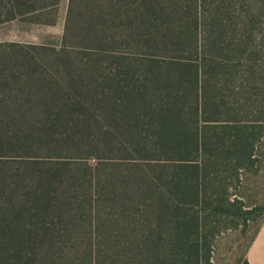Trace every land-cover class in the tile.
I'll return each mask as SVG.
<instances>
[{
  "label": "trees",
  "instance_id": "trees-1",
  "mask_svg": "<svg viewBox=\"0 0 264 264\" xmlns=\"http://www.w3.org/2000/svg\"><path fill=\"white\" fill-rule=\"evenodd\" d=\"M59 2L0 0V22ZM62 41H0V264H211L209 216L242 209L219 188L264 137V0H68ZM84 221L123 240L81 251Z\"/></svg>",
  "mask_w": 264,
  "mask_h": 264
},
{
  "label": "rangeland",
  "instance_id": "rangeland-1",
  "mask_svg": "<svg viewBox=\"0 0 264 264\" xmlns=\"http://www.w3.org/2000/svg\"><path fill=\"white\" fill-rule=\"evenodd\" d=\"M67 6L68 0H60L57 21L54 24H37L18 19L0 22V41L12 40L49 44L57 48L60 47L63 44L62 38ZM89 47L90 43H84L83 48L85 50H89ZM246 56L243 58V63ZM235 60L237 61L238 59ZM108 122L107 117L97 112L96 117H91L90 130L88 132H82L86 129L85 127H81L74 135L76 138L100 135L101 133L98 132V129L108 127ZM72 151L77 150L69 149V152ZM73 153L64 154L65 156L76 158L77 155ZM103 156L113 161L111 163L114 164L120 161L117 158L119 154L116 151L106 152ZM255 157L256 161L254 166L240 172L238 177H232L228 180L226 192L221 191V188H219L220 193H224L228 198L240 199L241 203L239 204L242 206V209L239 210L236 208L234 211L238 212L235 214L232 211L233 209L228 210L230 208L224 207L217 212V215L211 214L209 216V220H211L209 226L212 231L211 234L213 235V237H210L209 242L211 264H245L248 248L264 219V137L255 145ZM87 161L91 165L98 163V159L94 157L88 158ZM98 195L99 199L105 202L103 200H106L107 197L103 194ZM81 229L82 232L77 235L79 236L77 243L81 251L88 249L96 250L100 246L103 250L110 248L115 250L123 240V237L118 233H115V236H109L110 240L117 244V246L113 247L103 242H97L98 239L94 238L97 232L96 228L93 229V233L91 234L89 228L86 230L85 221L82 222ZM140 246H144V244H140Z\"/></svg>",
  "mask_w": 264,
  "mask_h": 264
},
{
  "label": "crops",
  "instance_id": "crops-1",
  "mask_svg": "<svg viewBox=\"0 0 264 264\" xmlns=\"http://www.w3.org/2000/svg\"><path fill=\"white\" fill-rule=\"evenodd\" d=\"M248 264H264V219L247 251Z\"/></svg>",
  "mask_w": 264,
  "mask_h": 264
}]
</instances>
